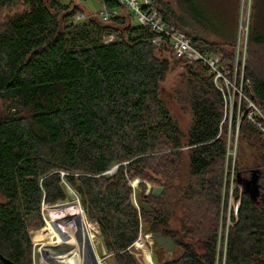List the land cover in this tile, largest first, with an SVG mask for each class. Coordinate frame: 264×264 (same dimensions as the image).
Segmentation results:
<instances>
[{
	"label": "trees",
	"instance_id": "obj_1",
	"mask_svg": "<svg viewBox=\"0 0 264 264\" xmlns=\"http://www.w3.org/2000/svg\"><path fill=\"white\" fill-rule=\"evenodd\" d=\"M154 1L166 21L199 49L220 54L233 72L238 17L214 22L206 8L203 22L197 0H183L182 15L171 2ZM107 6L121 7L117 0ZM78 12L80 5L61 0H0V264H34L31 230L44 225L43 204L69 203L75 192L115 264H139L130 248L142 221L155 215L179 252L167 259L159 253L158 264H216L227 142L224 96L213 74L155 45L154 33L134 25L126 9L108 20L72 22ZM208 26L219 40L206 35ZM259 27L256 19L245 92L264 112ZM178 66L174 92L191 109L187 132L161 97V84ZM239 150L238 169L249 173L241 177L258 170L259 179L243 190L225 264H264V136L245 117ZM146 181L162 194L145 195ZM144 202L156 209L147 212Z\"/></svg>",
	"mask_w": 264,
	"mask_h": 264
},
{
	"label": "built area",
	"instance_id": "obj_2",
	"mask_svg": "<svg viewBox=\"0 0 264 264\" xmlns=\"http://www.w3.org/2000/svg\"><path fill=\"white\" fill-rule=\"evenodd\" d=\"M103 3V10L99 13V16L102 20H108L111 17L117 16L121 14V10L119 8H112L107 6V0H101ZM121 7L129 11L133 17H135L143 26H147L149 30L154 33L153 42L157 46L167 47L169 48L172 55L179 59H184L189 62H202L205 66H207L210 72L214 76V82L219 90L222 92L224 96V120L228 119V126L231 127L232 138L228 139L226 137L227 142V152H226V160L224 166V174H223V185H222V196L221 202L222 205L226 202L227 209H229L228 218L229 224L227 226V232L225 234V247L221 246V234L218 236V246H217V260L216 264H225L226 259V251H227V243H228V233L230 227L233 225V218L238 216V212L241 205V195L243 193V185L239 181V176H246L247 174L237 171L236 165L238 163L239 157V136H240V123L241 120L245 117L247 120L251 121L258 130L261 131L264 136V112L257 105V103L245 92V86L249 84V80L245 78V67H246V44L249 40V35H244L242 38L243 42H240L241 39L238 38L239 31V21H238V29L237 36L234 47L235 51V67L234 72L231 73L229 69H227L223 65L222 56L220 54L216 55L212 51H203L197 48L193 43L191 37L183 30L178 29L175 25H172L168 21L165 20L162 13L155 6L154 0H117ZM90 14H86L84 12H78L72 18V22H80L86 19ZM243 36V35H241ZM113 35L107 38V41H111L113 39ZM240 74V79L238 82L237 76ZM229 103V104H228ZM229 112V115L227 113ZM227 114V116H226ZM229 133V135H230ZM234 137V145L231 147L230 141ZM238 154V156H237ZM241 186V189L239 186ZM238 187V188H237ZM48 204H43L42 213L44 216V220L46 223V227L50 225V221L45 217L44 209ZM51 206V205H50ZM224 217V216H223ZM222 218V215H221ZM223 221V218H222ZM221 221V226H222ZM86 223V221H85ZM89 224L86 223V228L88 231L89 238L92 243V247L97 259L98 264H111L110 257L111 254L108 252L105 254L103 252L98 253L96 250L97 238L96 234L88 228ZM45 227V228H46ZM58 231V230H57ZM59 235L60 232L58 231ZM55 234L51 240H46L44 228L41 230L40 235L36 239L33 240V256L34 264H63L68 263L65 258L69 255L70 251L72 253L78 252L80 254V247L78 242L76 241V247L68 248L67 246L63 249H58L60 245H63L66 240ZM153 236V235H152ZM142 236L139 237V239ZM138 242H142L141 240L136 241L135 243L138 245ZM71 243V242H68ZM143 243V242H142ZM104 248L103 244L101 243ZM56 247V248H55ZM54 248V249H53ZM48 249L55 254L56 261L48 260L44 257L42 250ZM57 250H67L63 253L55 252ZM71 253V254H72ZM67 255V256H66ZM66 256V257H65ZM58 259V260H57ZM81 264L82 257H81Z\"/></svg>",
	"mask_w": 264,
	"mask_h": 264
},
{
	"label": "rangeland",
	"instance_id": "obj_3",
	"mask_svg": "<svg viewBox=\"0 0 264 264\" xmlns=\"http://www.w3.org/2000/svg\"><path fill=\"white\" fill-rule=\"evenodd\" d=\"M61 2L66 3V4L70 3V2L76 3L83 8V10L86 14H90L93 16H98L99 13L103 10V3L101 0H61ZM120 10H122V12H123L125 9L123 7H120ZM236 17H238L237 20L239 21V24H240L239 31H238V38L241 39L240 42H243L242 38L244 37V35L247 34V29L249 32L247 35L250 36L252 23H254V21H256V19H258L259 25H260L259 28L262 31V33L264 34V0H239ZM84 21H85V19L80 21V22H84ZM132 23L134 25H140L141 24L135 17H132ZM237 29H238V27H237ZM213 31H214V27L208 26L206 28L205 33L207 35ZM217 35H218L217 33H211V38L213 40H219L220 38H217ZM241 35H243V36H241ZM203 36H205V35H203ZM248 41L246 44V59L248 58V50H249V42ZM235 46H236V44H235ZM233 54H234V67H235V65H236L235 64V51L233 52ZM216 55H218V54H216ZM246 65H247V60H246ZM181 70H182V66H178L175 70H173L172 72L169 73V75L167 76V79L161 84V97L166 102L168 107L170 108L171 113H172V117L178 121L179 126L182 129V131L187 132L188 129L190 128L191 122H192L191 109L189 107L185 106L184 104H182L181 102H179L178 99H176V95L174 92L175 86L179 82V76L178 75H179ZM233 72H234V69H233ZM240 74L241 73L239 72L238 76H237L238 82L240 79ZM246 85L247 84L245 83L244 86H246ZM3 109H4L3 104L0 100V114L3 112ZM225 109L226 108H224V113L226 112ZM227 113L229 115L228 111H227ZM226 116H227V114H226ZM225 124H226V130H225V126H224V134L228 139H231L232 133H230V132H232V130H231V127L228 126V119H225ZM229 133H230V135H229ZM239 139H240V136H239ZM230 143H231V147H233L234 137L230 141ZM239 151H238V153H239ZM237 156H238V154H237ZM225 161H227L226 158H225ZM236 168L238 169V163L236 165ZM237 171H239V169ZM247 175H249V173ZM131 183H133L134 186L136 187L138 185L137 178L132 180ZM147 183L152 184L149 181H146V185H147ZM238 186L241 189V186L240 185H238ZM75 194L77 195L78 198L74 199L73 201H71L69 203L68 202L67 203H60L59 202L60 204L57 203V204H53L52 206H46L44 209L45 217H47V219H49L50 222L53 224V226H54L53 232L54 233L56 232L57 234H59L57 231V228L55 226V223H56L62 229L60 234L71 235L72 238H70V240L75 238L76 241H77V238L75 236L76 235L75 233H76L77 227L76 226L70 227V225L74 224V223L77 224L78 218H79V220L80 219L81 220L86 219L85 220L86 223L89 224V226H88L89 230L90 231L92 230L96 234V238L98 241L96 243V250L98 253H101L103 247L101 245L102 241H101V236H100L99 225H98L96 220H92V219H89L87 217L84 208L81 206V203L79 204L78 194L76 192H75ZM133 198H134L135 204L139 207L137 197L134 195ZM76 204H77V207L74 210V213L71 215L73 208ZM48 205H51V204H48ZM81 212L83 214V217H81ZM228 213H229V209H227L226 202L223 205L221 202L219 222H218L219 223L218 224V236H219V234H221V246H222V248L225 247V234L227 232V226L230 222L229 218H228ZM221 215H222L223 221H222ZM150 219L148 221H142L141 232H140V235L138 236L136 241L141 240L143 242V244L147 247V249L150 251V253H151V264H158L156 256L159 253L163 254L164 258H166V259L177 256L179 254V252L175 251L176 249L174 251L169 252L165 248H164L165 250H163V248H160V246L156 244V242L154 241L153 236H152V231L149 227V225L152 223ZM221 221H222V226H221ZM175 223H176V221H173L172 225H174ZM45 227H46V223L44 222V225H42L38 228L32 229L31 230L32 238L36 239L40 235L41 230ZM50 231H51L50 226H47V229L45 231V235H46V233L50 234ZM140 236H142V237L139 239ZM135 242L133 243V245L130 248L131 253H133L135 255L139 264H147L146 260H145L146 257L144 254L143 246L139 244L140 242L138 243L139 246H137V244ZM68 244H70V243H68ZM74 249H75V247H74ZM71 253H72V250L70 251V253L67 254L69 256H67V255H66L67 257L65 256L66 257L65 260H67L68 263H63V264H81L80 261H81L82 256H80V254H78V252H75L72 254ZM33 256H35V255H33ZM67 258H69V259H67Z\"/></svg>",
	"mask_w": 264,
	"mask_h": 264
},
{
	"label": "water",
	"instance_id": "obj_4",
	"mask_svg": "<svg viewBox=\"0 0 264 264\" xmlns=\"http://www.w3.org/2000/svg\"><path fill=\"white\" fill-rule=\"evenodd\" d=\"M117 167H118V165L113 167L109 172H114ZM251 175L252 176H250V178H248V179L241 177V175L239 176V181L242 183L243 188L246 190L247 189L250 190L249 188H252L253 185H255L257 187V182L259 179L258 170H254ZM137 182L138 183L140 182L139 178H137ZM244 182H246L245 185H244ZM131 186H134V184L131 183ZM163 189H164L163 187L153 186L152 184L147 183V191H146L145 195H148L149 193L152 192L155 197H159L162 194ZM79 204H80V200H79ZM144 206L146 207L147 212H152L154 209H156L154 207H151L148 202H144ZM55 226L59 232L62 231L60 226H58L56 223H55ZM76 227H77V230H76L75 236L77 238V242H78L79 247H80V253L82 256L83 264H98L94 250H93V247H92L91 240H90L89 235H88V231L86 228L85 221H83L81 219L79 220V218H78ZM150 229L152 231L153 239L155 242H157V244L164 246L166 248V250L169 252L174 251L176 249V246L174 244L173 239L169 236L163 235L162 227H161L160 223L158 222L156 215L154 216V220L150 224ZM64 251H67V250H57L55 252L63 253ZM103 252L105 254L107 253L106 248H103ZM42 253L46 259L56 261L55 260L56 259L55 254L52 251H50L48 249H43ZM4 261L6 264H15L6 258H4ZM110 263L115 264L114 261L111 259V257H110Z\"/></svg>",
	"mask_w": 264,
	"mask_h": 264
},
{
	"label": "crops",
	"instance_id": "obj_5",
	"mask_svg": "<svg viewBox=\"0 0 264 264\" xmlns=\"http://www.w3.org/2000/svg\"><path fill=\"white\" fill-rule=\"evenodd\" d=\"M172 3L178 15L183 14V0H165ZM198 18L205 22V9L214 22H235L239 0H197ZM207 15V16H208ZM210 36V35H209ZM47 218V217H46ZM47 234V233H46ZM139 243V242H138ZM139 245V244H138ZM147 248V247H146ZM144 255V254H143ZM146 263H148L147 259Z\"/></svg>",
	"mask_w": 264,
	"mask_h": 264
},
{
	"label": "bare ground",
	"instance_id": "obj_6",
	"mask_svg": "<svg viewBox=\"0 0 264 264\" xmlns=\"http://www.w3.org/2000/svg\"><path fill=\"white\" fill-rule=\"evenodd\" d=\"M155 2V1H154ZM49 220V219H48ZM86 220V219H85ZM85 220H83V221H85ZM50 221V220H49ZM50 228L52 227L51 226V222H50ZM75 226H77V224L76 223H74V224H71L70 225V227H75ZM55 234H57L56 232H55ZM57 235H59V234H57ZM61 235V237L62 238H64L65 240H66V242H64L63 243V245H60L59 247H57L58 249H63L64 247H69V248H73V247H76V239L74 238V239H71L70 240V238H72V236L71 235H66V234H60ZM59 235V236H60ZM46 237V240H51L52 239V237L53 236H55V235H50V234H46L45 235ZM68 242H71L70 244H68ZM56 248V247H55ZM54 249V248H53ZM67 259H69V258H67ZM67 261V260H66ZM81 262V261H80Z\"/></svg>",
	"mask_w": 264,
	"mask_h": 264
}]
</instances>
